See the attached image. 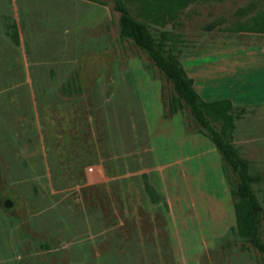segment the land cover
<instances>
[{
  "label": "rangeland",
  "instance_id": "obj_1",
  "mask_svg": "<svg viewBox=\"0 0 264 264\" xmlns=\"http://www.w3.org/2000/svg\"><path fill=\"white\" fill-rule=\"evenodd\" d=\"M261 15L264 0H197L148 24L203 99L236 101L199 69L252 42L233 27ZM118 16L111 0H0V264H264L237 231L230 169L187 106L168 110L170 82ZM231 112L264 239V109Z\"/></svg>",
  "mask_w": 264,
  "mask_h": 264
},
{
  "label": "trees",
  "instance_id": "obj_2",
  "mask_svg": "<svg viewBox=\"0 0 264 264\" xmlns=\"http://www.w3.org/2000/svg\"><path fill=\"white\" fill-rule=\"evenodd\" d=\"M111 1L113 8L119 13L120 33L141 49L170 82L172 94L167 101L168 110L175 112L187 106L230 169L236 181L230 188V194L233 198L237 231L264 258V239L259 233L261 206L251 187V182L256 177L249 174L247 161L240 157L229 139L224 137L226 130H231L234 126L231 100L229 98L203 99L194 88L192 78L188 76L176 55L167 48L165 40L168 38V33L161 32V37L156 39L149 29V22L163 25L176 18L181 9L197 0H127L133 5L134 15L140 18L133 16L128 10L126 0ZM10 26L12 27L11 36L17 42L14 23ZM233 29L264 33V17L259 16L251 24L239 23ZM210 118L222 119L218 129L212 124ZM147 189L153 198L148 186Z\"/></svg>",
  "mask_w": 264,
  "mask_h": 264
},
{
  "label": "crops",
  "instance_id": "obj_3",
  "mask_svg": "<svg viewBox=\"0 0 264 264\" xmlns=\"http://www.w3.org/2000/svg\"><path fill=\"white\" fill-rule=\"evenodd\" d=\"M236 32L251 34L254 36L251 38L252 42L248 43L245 39L241 42L238 41L235 46L232 45L230 51H224L218 61H215L213 69H210V66L199 69L198 79L201 84H208L209 86H213V84L217 86L219 82H224L226 86H230L229 91L237 94L236 101L228 97L233 107L237 106L243 109L260 107L264 109V33ZM251 79L260 83L256 86L262 88V94L254 99L243 98L239 94L240 92H256L259 88H255L250 83ZM193 85H195L194 81Z\"/></svg>",
  "mask_w": 264,
  "mask_h": 264
},
{
  "label": "water",
  "instance_id": "obj_4",
  "mask_svg": "<svg viewBox=\"0 0 264 264\" xmlns=\"http://www.w3.org/2000/svg\"><path fill=\"white\" fill-rule=\"evenodd\" d=\"M4 205H5V206H7V205H8V203H7V202H5V203H4Z\"/></svg>",
  "mask_w": 264,
  "mask_h": 264
}]
</instances>
